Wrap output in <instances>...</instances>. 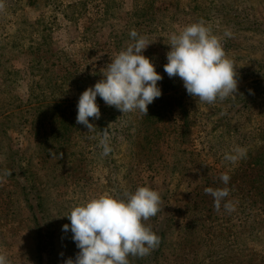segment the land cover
<instances>
[{"label": "rangeland", "instance_id": "obj_1", "mask_svg": "<svg viewBox=\"0 0 264 264\" xmlns=\"http://www.w3.org/2000/svg\"><path fill=\"white\" fill-rule=\"evenodd\" d=\"M3 3L0 254L10 264L75 259L79 249L63 231L70 225L64 215L102 194L147 186L162 200L145 222L161 243L144 258L129 257L130 264H264V195L252 203L239 190L254 179L257 154L264 168V0ZM201 19L237 71L236 97L214 104L198 103L164 71L170 36ZM132 29L150 42L143 55L163 77L158 87L162 92L165 81L168 98H156L145 116L123 114L97 96L101 116L89 118L96 130L88 132L76 123L79 96L132 42ZM105 128L113 149L107 156L99 145ZM236 145L247 156L232 164L224 154ZM222 173L231 177L227 185ZM207 187L229 188L235 211L224 202L216 211Z\"/></svg>", "mask_w": 264, "mask_h": 264}, {"label": "clouds", "instance_id": "obj_2", "mask_svg": "<svg viewBox=\"0 0 264 264\" xmlns=\"http://www.w3.org/2000/svg\"><path fill=\"white\" fill-rule=\"evenodd\" d=\"M3 9L0 0V10ZM224 35L230 37L232 33L226 31ZM129 36L132 42L111 58L102 71V79L79 96L76 123L84 125L88 132L96 130L89 118L99 120L101 116L97 96L123 114L138 111L147 116L148 105L162 95L158 81L163 77L150 58L143 55L150 42L135 29ZM168 45L164 71L169 78L178 76L198 103L214 104L236 97L238 79L234 61L227 56L221 38L211 33L203 19L185 26L179 34L173 33ZM100 135L101 154L107 156L113 151L109 129L105 128ZM246 156L247 148L236 145L224 154V160L235 164ZM219 179L227 185L231 177L222 173ZM204 191L213 198L216 211L222 202L227 212L235 211L233 202L226 201L229 188L207 187ZM161 202L158 191L141 186L134 192L125 191L119 196L105 193L74 206L64 215L70 225H63V231H71L79 252L75 259L68 258L64 264H130L129 257L150 255L159 247L161 238L145 222L158 214ZM0 264H10L4 254H0Z\"/></svg>", "mask_w": 264, "mask_h": 264}, {"label": "trees", "instance_id": "obj_3", "mask_svg": "<svg viewBox=\"0 0 264 264\" xmlns=\"http://www.w3.org/2000/svg\"><path fill=\"white\" fill-rule=\"evenodd\" d=\"M163 91H162V96L159 97V100H166L168 96L164 95V92H166V89L164 86H166L165 81L163 82ZM166 104L172 105V102H165ZM172 112V109L170 110ZM253 163V166L256 167V174H254V179H246L241 182V185H243V189H239L242 192L243 196H246L252 200V203H256L259 201V196H263V183L262 180L264 178V168H263V163L261 161V156L259 154L254 157V160L250 162V164ZM261 202V201H260ZM262 223L260 224V226ZM255 261V260H254ZM257 264V263H255Z\"/></svg>", "mask_w": 264, "mask_h": 264}]
</instances>
